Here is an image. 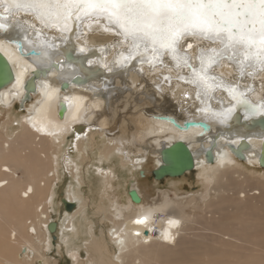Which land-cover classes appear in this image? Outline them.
<instances>
[{
	"label": "bare ground",
	"instance_id": "obj_1",
	"mask_svg": "<svg viewBox=\"0 0 264 264\" xmlns=\"http://www.w3.org/2000/svg\"><path fill=\"white\" fill-rule=\"evenodd\" d=\"M0 21L8 25L0 29V53L14 75L0 89V112L4 114L0 116V264H59L44 249L60 157L71 178L83 185L81 166L90 163L89 153L95 149L99 162L117 155L121 166L136 170L149 156L160 165V149L176 140L190 148L193 170L202 168L207 193L180 196L171 188L151 196L134 177L130 189L140 197L134 203L128 195L130 189L126 194L114 190L109 194L113 171L99 170L103 193L93 211L110 226L96 235L91 223L84 244L85 260L77 250L70 252L75 264H264V177L250 169L258 163L264 129L231 119L224 125L195 113V88L178 79L187 70L175 67L167 54L163 65L151 59L149 64L132 60L124 66L128 44L103 17L77 21L69 41L64 32L44 25L33 14L15 12ZM16 40L25 52L33 48L37 54L22 55ZM189 41L192 47L187 51L195 63L198 47L210 44L199 38ZM93 49L97 52L92 53ZM45 51L48 55H43ZM76 54L81 57L79 63ZM117 54H122L118 64ZM91 65L104 71L81 68ZM248 69L241 75L237 65L222 61L211 72L220 76V87H250L248 100L264 103V71L249 76ZM31 76L35 90L26 99L25 89L17 87V81ZM232 93L226 95L220 88L208 92V103L212 107L232 105ZM33 95L38 98L18 118L19 127L14 131L13 105L17 102L26 108L25 102ZM61 103L65 105L62 116ZM160 116L172 117L180 125L203 120L210 129H178ZM70 131L75 133L73 147L63 151ZM74 148L79 152L76 159L70 158ZM207 149L213 154L212 161L205 159ZM237 151L243 159L235 157ZM75 186L63 193L64 199L74 203V211L69 215L63 206L69 218L62 225L55 222L58 235L64 229L75 234L74 218L92 202ZM125 196L127 200L122 202Z\"/></svg>",
	"mask_w": 264,
	"mask_h": 264
},
{
	"label": "snow or ice",
	"instance_id": "obj_2",
	"mask_svg": "<svg viewBox=\"0 0 264 264\" xmlns=\"http://www.w3.org/2000/svg\"><path fill=\"white\" fill-rule=\"evenodd\" d=\"M0 6L9 14H33L46 26L54 25L62 32H70L76 21L103 17L128 44L126 51L133 59L151 55L163 65V55L168 54L175 67H187L191 74V80L188 76L178 79L206 92L214 89L205 66L211 68L228 60L235 62L241 75L246 68L253 70L249 76L255 74L257 65L264 71V0H0ZM3 19L6 17L0 16ZM6 27L0 23V29ZM186 37L206 40L211 45L198 49L199 70L187 56L186 49L192 44ZM43 55H48L47 51ZM7 75L6 68L0 69V79ZM216 79L211 77L213 84ZM17 87L27 88V81L18 80ZM227 87L235 92L233 98L238 104L248 105L249 114H256V107L244 98L238 85ZM260 110L264 111V105ZM231 111L229 108L214 115L226 119Z\"/></svg>",
	"mask_w": 264,
	"mask_h": 264
},
{
	"label": "rangeland",
	"instance_id": "obj_3",
	"mask_svg": "<svg viewBox=\"0 0 264 264\" xmlns=\"http://www.w3.org/2000/svg\"><path fill=\"white\" fill-rule=\"evenodd\" d=\"M42 40H44V43H48L45 39V37H40ZM84 49V47H82ZM97 50L93 49L92 53H96ZM87 54V53H85ZM120 54H117L119 56ZM76 60L77 63L81 61L80 55L76 54ZM84 71H104V69L100 68L97 65H91V67H81ZM217 84L220 85V83L217 81ZM227 91H232L230 88L225 87ZM250 87L246 88L243 86L238 85V89L241 93L244 94V98L252 105L255 106L257 111L255 115H250V109L248 105L238 104L235 100L233 102V105L230 106H222L219 105L217 107H212L207 103L208 101H205L203 103V106L208 109V111H214L212 108H215L217 110L216 113H223L226 109H233L230 113H228L227 120L230 119L233 120L235 123L242 124L246 127H253L257 126L260 127L261 125H264V111H261V105H264L262 101H257L255 104H252L248 100V90ZM235 95V92L232 94ZM226 97V96H225ZM38 98L37 95H33L31 100L26 101L25 105L26 108H21L19 103H15L12 107V128L14 131L19 127L17 121L18 118L21 117L23 114H27V109L29 108V105L34 102ZM208 98V97H207ZM208 100V99H207ZM228 101V100H227ZM236 104V105H235ZM212 107V108H211ZM215 110V111H216ZM234 111V112H233ZM1 118H3L4 114L0 112ZM252 118V119H251ZM222 117H220V120L222 121ZM226 119H223V122H226ZM75 133L73 134L72 131L67 134L63 144H62V150L65 151L68 148L73 147V144H71V141L74 137ZM71 136V137H70ZM99 141V139H97ZM72 154L70 158L76 159L78 157V149L74 148L71 150ZM90 163L87 164V166H81L83 169L81 176L83 175L82 181L83 185H78L76 181L71 178L69 175L67 169L65 168V164L63 163L61 157L58 165V169H56V180L53 183V198L50 201V211L52 215L51 222H57L59 225L65 224L66 218H69L68 216L74 211V208L67 211L69 215H66L64 212V207L61 202V198H64V192L68 187L75 188L77 185L80 189L84 197L91 199L90 201L94 202H88V206L85 208V212L79 214L74 218L73 223L75 224L76 233L72 234L69 230H63V234L58 235L56 231L54 232H48V239L45 243V249L46 254L51 259H56L59 264H75L74 260L71 258L70 252L76 251L80 254V257L85 260L86 258V251L84 244L88 240L89 236V227L93 226V229L95 230V234L99 235L100 230L104 228H108L110 226V222L107 220H100V217L98 214L94 213L95 209V203L98 201L99 196L103 193V183H102V176L100 174L99 170H112L113 171V181H112V187L108 191L109 194H112V191H120L126 194L124 191H128L130 189V180H132L134 177L138 180L139 184L145 186L147 188V192L151 196H155L158 192L164 191V190H172L175 189L179 195L187 196V195H196L199 196L204 195L208 191V182L204 180V178L201 176L202 168H198L195 170H191L188 172L183 173L180 176L177 177H170L165 176L159 180L154 179L152 175V170L155 168L156 161L154 160L153 156H149V159L139 168L136 170L131 169L129 166H121L119 162V158L117 155H114L110 158V160L107 161H101L99 162L98 155H97V149H95L93 152H90ZM62 155V152H61ZM151 159V160H150ZM237 160V159H236ZM250 169L255 170L254 175H259L264 177V168L259 167L255 162L253 165H250ZM113 168V169H112ZM256 168V169H255ZM142 173V174H141ZM116 175V176H115ZM73 179V180H72ZM146 180V181H145ZM74 185V186H73ZM81 186V187H80ZM116 186V187H115ZM172 188V189H171ZM83 190V191H82ZM159 190V191H158ZM84 192V193H83ZM89 193V194H88ZM180 195V196H181ZM94 199V200H93ZM126 196L122 198V202H125ZM54 201V202H53ZM64 212V213H63ZM91 218V219H90ZM101 221V222H99ZM89 222V223H88ZM102 225V226H101ZM77 227V228H76ZM68 236V242L65 241V237ZM60 237V239H59ZM63 242V243H62ZM65 243V244H64ZM69 247V248H68ZM73 261V262H72Z\"/></svg>",
	"mask_w": 264,
	"mask_h": 264
},
{
	"label": "water",
	"instance_id": "obj_4",
	"mask_svg": "<svg viewBox=\"0 0 264 264\" xmlns=\"http://www.w3.org/2000/svg\"><path fill=\"white\" fill-rule=\"evenodd\" d=\"M20 12H23V11H20ZM15 13V12H13ZM12 14V13H11ZM9 13H5L4 12V9L2 6H0V16L2 17H6V19L8 17H10ZM35 16V15H34ZM16 18V17H15ZM36 18V17H35ZM37 19V18H36ZM106 20V19H105ZM41 21V20H40ZM77 22V21H76ZM74 22L70 27H71V31L70 32H64L65 33V39L66 40H70L71 38V35L73 34L74 32V24L76 23ZM79 22V21H78ZM107 22V20H106ZM0 23H2L0 21ZM41 23H43L41 21ZM5 24V23H3ZM44 24V23H43ZM7 27L8 25L5 24ZM45 25V24H44ZM53 27L57 30H59L56 26L53 25ZM5 29V28H4ZM60 31V30H59ZM189 38H196V37H186V41L188 43H191L189 41ZM206 41V40H205ZM14 44L17 46V49L19 50V52L23 55L24 53H26V55H30V56H35L37 54V51L35 49H30L28 51H24L23 49V45L21 43L20 40H16V41H13ZM183 42V41H182ZM208 42V41H207ZM209 43V42H208ZM58 45V43H55ZM211 47V45H210ZM101 48V46H100ZM201 48V47H198V49ZM202 48H205V47H202ZM208 48V47H207ZM80 49H82V47H80ZM189 48L186 49V51L188 50ZM206 49V48H205ZM121 55V56H120ZM119 55V60L117 62L120 63V61H122L121 57H122V54ZM124 55V54H123ZM134 55V54H133ZM144 56H147V57H151V55H144ZM164 56V55H163ZM187 56L189 57V53L187 51ZM142 56L138 57V58H135L133 59L131 56H129L128 53H126L124 59L127 60V63L123 65L126 66L130 61L132 60H136L138 64H149L150 60L152 59L151 58H148V59H145V58H141ZM197 57V55H196ZM195 57V63H192L193 66L197 67V69L199 70V63L197 61ZM123 59V60H124ZM167 59H170L173 63V59L167 54ZM153 60V59H152ZM222 61H226L227 63H231V64H235V62H229L228 60H222ZM220 61V63L222 62ZM153 62L157 63V64H161L160 63V60L159 59H156V60H153ZM152 62V63H153ZM54 65L56 63H53ZM219 65V64H218ZM216 65V66H218ZM216 66H213L211 68H207V66H205L206 70H209V73L207 72L208 76H209V84H210V87L213 88L214 90H211V91H204L202 88H198L197 86H194L193 83L191 82H185L183 80H180L182 83L184 84H189V85H192L194 86L195 90H194V93H193V97H194V100L196 102V106H194V111L195 113H200V114H204V115H207V117H209L212 121H215V122H219L221 124H224V125H228V122H227V119H226V122H221L220 118L216 115H214V111H208V109H206L204 106H203V103H205V101H208L207 99V94L208 92H214L216 91L218 88H220L221 90L224 91V93L227 95L229 93V91L226 90V88H223V87H220L218 84H217V81L219 82V79L218 77H220L218 75V73H213L211 72V70L216 67ZM259 66V65H258ZM7 69V73L8 75L4 78V79H0V89L5 85L7 84L8 82H10L12 79H13V71L8 63V61L6 60V58L0 53V69ZM181 68H184L187 70V74L186 73H181L180 76H188L189 77V80H191V74L189 72V69L187 67H181ZM259 70V67H257L256 71ZM253 71L251 68L248 69L247 72H251ZM260 71V70H259ZM179 76V77H180ZM211 77H216L217 79L215 80V83L213 84L212 81H211ZM78 78V76H77ZM66 82L62 83L61 87L64 88L66 87ZM25 89V95L24 97L26 99H28V96H29V92L30 91H34L35 90V85H34V81H33V76H31L29 79H27V88H24ZM199 91V98H197V92ZM233 94V93H232ZM208 103V102H207ZM233 105V101L231 103ZM20 105V103H19ZM210 105V104H209ZM230 106V105H228ZM212 108V107H211ZM64 109H65V105L63 103H61L60 105V108H59V115L62 116L63 112H64ZM213 109V108H212ZM219 118V119H218ZM160 119H164V120H167L169 121L174 127L178 128V129H187V128H190V127H200L202 129L203 132H206V131H209L210 129V125L209 123L205 122V121H195V120H187V121H184L183 125H180L178 124L172 117H165V116H160ZM227 123V124H225ZM230 123V122H229ZM231 124V123H230ZM236 124H239V123H236ZM256 126V125H255ZM254 126V127H255ZM257 127V126H256ZM260 129H264V125H261L259 127ZM225 129H227L226 127H224V131ZM219 134V133H218ZM237 149V148H236ZM205 159L206 161H212L213 159V154L211 152L210 149H207L206 151V154H205ZM159 157L161 159V163L160 165L156 166L153 170H152V175L154 177V179L156 180H159L165 176H170V177H177V176H180L182 175L183 173L185 172H188V171H191L193 170L194 168V160H193V156H192V153L190 151V148L188 147V145L181 141V140H176L174 142H171L169 145H164L162 146V148L160 149L159 151ZM235 157L239 160V159H243V155L241 154V152L237 151L235 153ZM258 166L259 167H264V145L262 146V149H261V152H260V155L258 157ZM142 174V173H141ZM128 195L131 199L132 202L134 203H139L140 202V197L138 195V193L136 192V190L134 189H130L128 191ZM61 202H62V205L67 209V210H70L72 209V207L74 206V203H70L69 201H67L66 199L64 198H61ZM55 227H56V223L55 222H50L48 224V230L50 232H54L55 230Z\"/></svg>",
	"mask_w": 264,
	"mask_h": 264
},
{
	"label": "flooded vegetation",
	"instance_id": "obj_5",
	"mask_svg": "<svg viewBox=\"0 0 264 264\" xmlns=\"http://www.w3.org/2000/svg\"><path fill=\"white\" fill-rule=\"evenodd\" d=\"M222 97L227 101L226 97L224 94H222ZM250 97V96H249ZM251 98V97H250ZM254 103V102H253Z\"/></svg>",
	"mask_w": 264,
	"mask_h": 264
}]
</instances>
